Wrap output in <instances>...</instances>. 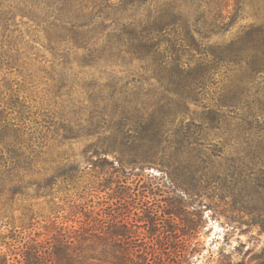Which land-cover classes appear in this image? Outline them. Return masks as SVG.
<instances>
[{
	"label": "trees",
	"instance_id": "1",
	"mask_svg": "<svg viewBox=\"0 0 264 264\" xmlns=\"http://www.w3.org/2000/svg\"><path fill=\"white\" fill-rule=\"evenodd\" d=\"M21 25L50 59L30 52ZM0 37V204L27 187L38 196L58 180L79 178L65 153L41 150L49 134L61 145L93 139L87 149L96 161L89 164L100 172L92 169L90 189L121 186L112 175L134 170L124 163L159 165L185 194L232 191L244 176V184L264 181V0H0ZM71 60L82 67L138 63L139 75L100 84L78 78ZM12 72L30 84L43 80L55 106L33 110L8 78ZM139 79L148 88L136 87ZM105 150L119 154L116 163ZM109 215L86 236L64 232L12 261L0 252V264L145 259L129 245L123 220Z\"/></svg>",
	"mask_w": 264,
	"mask_h": 264
},
{
	"label": "rangeland",
	"instance_id": "2",
	"mask_svg": "<svg viewBox=\"0 0 264 264\" xmlns=\"http://www.w3.org/2000/svg\"><path fill=\"white\" fill-rule=\"evenodd\" d=\"M249 21L250 18L240 20L221 40L228 41L239 25ZM19 31L29 41V47H34L30 52L50 59L51 55L42 48V41H30L28 26L21 25ZM1 47L0 37V52L5 49ZM70 66L78 78L84 75L87 80L100 84L111 75L123 81L130 80L132 71L136 77L139 75L138 63L82 67L71 60ZM8 78L19 83L21 97L33 110L49 104L55 106L43 80L30 84L25 76L16 72ZM139 80L141 83H136V87L148 88L143 79ZM75 88V95L82 97L80 87L75 85ZM92 140L83 138L61 145L59 138L49 134L41 150L53 157L65 153L66 158L78 164L79 178L73 184L58 180L43 195L36 196L34 188L27 187L23 194L14 195L8 203L1 200V254L12 261L15 255L20 258L26 247L46 246L49 241L56 242L64 232L83 229L86 236L101 226V220L106 221L109 214H114L126 225V236L132 237L129 241L132 250H139L145 257L136 259L137 264H264V181L244 184L248 180L244 176L236 180L232 191L216 195L210 190L185 194L176 187L178 184L164 176L159 165L124 163L126 171L133 167L134 170L125 176L112 175V180L119 181L121 186L109 181L110 188L90 189L95 174L92 169L100 172L89 164L96 161V155L87 149ZM103 155L115 163L116 158L119 159V154L111 150L103 151ZM105 172L109 174L112 169ZM28 180L26 177L25 182ZM99 250L100 247L94 252L100 259ZM180 252L183 255L179 256ZM86 264L103 263L89 260Z\"/></svg>",
	"mask_w": 264,
	"mask_h": 264
}]
</instances>
